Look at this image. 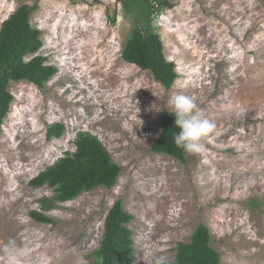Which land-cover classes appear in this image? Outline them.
Instances as JSON below:
<instances>
[{"label": "rangeland", "instance_id": "rangeland-1", "mask_svg": "<svg viewBox=\"0 0 264 264\" xmlns=\"http://www.w3.org/2000/svg\"><path fill=\"white\" fill-rule=\"evenodd\" d=\"M124 0H0V25L34 5L38 54L56 72L38 86L10 81L0 133V264L9 240L24 264H94L104 220L120 200L133 219L132 264L154 250L174 259L199 224L208 227L219 264H264V0H168L152 20L179 74L170 88L125 62L132 28ZM191 96L215 123L202 154L184 160L151 151L164 110ZM243 103V119L225 110ZM154 107L161 109L156 111ZM61 123L60 137H49ZM95 135L121 167L116 184L96 186L48 211L54 190L29 181L73 150L78 132ZM40 211L51 221L39 222Z\"/></svg>", "mask_w": 264, "mask_h": 264}, {"label": "trees", "instance_id": "trees-1", "mask_svg": "<svg viewBox=\"0 0 264 264\" xmlns=\"http://www.w3.org/2000/svg\"><path fill=\"white\" fill-rule=\"evenodd\" d=\"M122 4L126 14L132 18L129 37L121 49L122 59L149 71L156 81L170 88L179 74L174 62L166 58L163 42L151 22L161 10L171 7V3L168 0H124ZM34 8V5L21 4L0 25V133L13 100L9 82L28 80L41 87L56 72L55 66L46 63L47 57L38 54L43 42L40 30L30 23V13ZM62 131L61 123L53 124L48 135L60 137ZM178 131L174 114L164 110L160 131L151 151L184 160L185 151L173 140ZM74 145V151L64 152L62 157L29 181L32 187L46 185L53 188L51 197L40 199L44 211L55 207L56 202L73 199L83 191L96 186L111 188L117 182L121 167L95 135L81 131ZM31 215L39 222L51 221L40 211H32ZM132 219L133 216L117 200L105 216L99 247L92 252L96 258L94 264H132L134 241L128 227ZM210 242L208 227L197 225L189 242L177 244L173 264H219V252Z\"/></svg>", "mask_w": 264, "mask_h": 264}, {"label": "clouds", "instance_id": "clouds-1", "mask_svg": "<svg viewBox=\"0 0 264 264\" xmlns=\"http://www.w3.org/2000/svg\"><path fill=\"white\" fill-rule=\"evenodd\" d=\"M172 104L174 107L172 114L175 116V126L179 129L173 136L174 143L187 153H204L206 151L204 140L215 128L214 121L204 115L191 96L177 95L173 98ZM154 108L156 111L161 110L157 107ZM248 110L249 107L247 105L237 103L230 105L225 110V115L230 118L243 119ZM74 149L71 151H74ZM66 151L69 150L64 152ZM4 252L7 264H24L26 260L27 254L13 240H9L7 245H5ZM143 259L146 264H173L170 256L158 254L155 250L148 256H143Z\"/></svg>", "mask_w": 264, "mask_h": 264}]
</instances>
